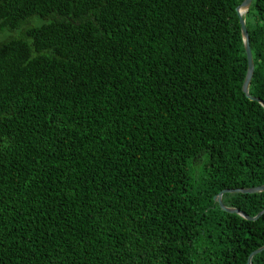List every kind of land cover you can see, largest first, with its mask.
Returning <instances> with one entry per match:
<instances>
[{
	"label": "trees",
	"instance_id": "trees-1",
	"mask_svg": "<svg viewBox=\"0 0 264 264\" xmlns=\"http://www.w3.org/2000/svg\"><path fill=\"white\" fill-rule=\"evenodd\" d=\"M242 2L0 0V264H248L264 213L214 199L264 184ZM245 20L264 100V0Z\"/></svg>",
	"mask_w": 264,
	"mask_h": 264
},
{
	"label": "water",
	"instance_id": "water-1",
	"mask_svg": "<svg viewBox=\"0 0 264 264\" xmlns=\"http://www.w3.org/2000/svg\"><path fill=\"white\" fill-rule=\"evenodd\" d=\"M252 3H253V0H243V2L237 7L239 20L241 23L242 35H243L244 42H245V50H246L247 59H248V71H247V76H246V79H245V82L243 85V90H244L245 94L251 100L258 101L264 107V100L263 99H261L260 97L252 96L249 93L251 80H252L254 70H255V63H254L253 53H252V49H251V45H250V36H249V31H248L247 25H246L245 14L249 11ZM263 191H264V184L256 186V187H251V188H225L222 191H220L219 194L214 197V199L217 202H219L220 206L222 207V209L224 211H227L229 213H238L248 220H257L264 213V210H262L259 214L255 215V216H250L245 211H243L239 208L229 207V206L225 205V203L223 202V194L224 193H237V192L238 193H259V192H263ZM263 250H264V245L262 247L256 249V250H254L250 254L248 264H252L253 256L255 254L263 251Z\"/></svg>",
	"mask_w": 264,
	"mask_h": 264
},
{
	"label": "rangeland",
	"instance_id": "rangeland-1",
	"mask_svg": "<svg viewBox=\"0 0 264 264\" xmlns=\"http://www.w3.org/2000/svg\"><path fill=\"white\" fill-rule=\"evenodd\" d=\"M30 23L33 25H39L41 23V20L38 18L34 17L30 20ZM22 35V32L20 29H15V30H2L0 31V43L10 39V38H18Z\"/></svg>",
	"mask_w": 264,
	"mask_h": 264
}]
</instances>
